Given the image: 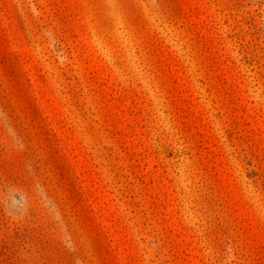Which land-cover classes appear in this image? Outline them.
<instances>
[{
    "label": "rangeland",
    "instance_id": "rangeland-1",
    "mask_svg": "<svg viewBox=\"0 0 264 264\" xmlns=\"http://www.w3.org/2000/svg\"><path fill=\"white\" fill-rule=\"evenodd\" d=\"M0 264H264V0H0Z\"/></svg>",
    "mask_w": 264,
    "mask_h": 264
}]
</instances>
